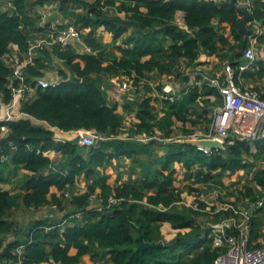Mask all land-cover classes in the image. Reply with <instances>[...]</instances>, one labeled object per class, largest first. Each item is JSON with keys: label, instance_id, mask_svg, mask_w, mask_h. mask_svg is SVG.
Masks as SVG:
<instances>
[{"label": "trees", "instance_id": "16d2710c", "mask_svg": "<svg viewBox=\"0 0 264 264\" xmlns=\"http://www.w3.org/2000/svg\"><path fill=\"white\" fill-rule=\"evenodd\" d=\"M251 2L253 20L263 27L257 43L264 45V0ZM47 4H54L52 11L60 16L55 19L51 12L41 26L39 10ZM178 12L184 13V26L177 21ZM240 20L241 14L229 0H0V109L13 99V68L5 54L15 48L21 54L28 51L29 40L48 35L53 22L60 21L59 27L68 22L85 31L84 40L95 51L82 53L55 44L40 50L35 63L25 68V81L34 86L40 77L61 81L38 86L33 94L21 98L20 110L27 117L1 122L7 125L8 134L24 140L11 143L0 136V183L10 175L24 173L16 192L0 187V262L16 264L20 248L23 264H80L85 255L97 264H214L222 249L213 246L210 230L198 222L201 213L175 206L180 199L174 186L175 162L184 163L188 178L199 164L196 182L222 184L228 170L250 171L264 158L253 154L250 143L235 135L229 136L232 143H227L225 150L212 151L222 153L209 159L192 144L177 140L162 143L156 138L174 139L178 128L186 136L198 129L208 133L212 108L222 103V95L204 82L188 85L180 97L171 99L153 96L155 90L149 83L142 87L137 83L166 75L181 85L188 84L191 76L186 69L193 71L205 64L202 56L212 55L218 57L219 67L230 62L240 73L239 65L251 43L250 36L239 33ZM100 27L112 34L110 43L100 38ZM54 58L62 60L64 67L49 76L46 73ZM218 68L209 74L214 75ZM133 75L137 102L132 103L134 107L124 103L122 113L120 104L110 100L108 85L111 79L120 81ZM241 77L254 82L260 91L264 59L256 60ZM161 91L159 85L156 92ZM133 110L137 121L122 137L124 113ZM29 116L63 131L96 129L107 138L92 146L58 140L52 129L35 124ZM157 143L165 144L167 151L154 158L152 145ZM258 144L264 149V142ZM48 151L60 156L51 158ZM142 154L149 156L148 162L140 159ZM248 155H253L255 162L245 160ZM128 159L133 169L136 163L143 165L135 177L125 176ZM110 165L118 168L113 184L105 172ZM82 178L87 186L80 193ZM253 180L264 187L263 168ZM248 194L253 201L259 197L252 188ZM66 196L72 205L69 212L37 218L25 226L24 236L10 220L19 207L64 210ZM110 197L117 202L109 206ZM78 212L81 218L71 216ZM166 223L178 230L172 239L162 232ZM11 232L16 233L13 240L7 238ZM263 244L264 206L252 217L249 246ZM71 249L76 253L71 254Z\"/></svg>", "mask_w": 264, "mask_h": 264}, {"label": "built area", "instance_id": "2783aa9c", "mask_svg": "<svg viewBox=\"0 0 264 264\" xmlns=\"http://www.w3.org/2000/svg\"><path fill=\"white\" fill-rule=\"evenodd\" d=\"M237 4L245 6L252 12L253 5L251 0H237ZM53 5L47 4L43 9L39 10L41 14V26L45 23V18L51 13ZM59 23L60 21L53 22L48 35L41 36L36 40L30 39L28 51L21 54L17 53L15 48L5 54L7 62L13 68V73L10 76V88L13 92V99L9 104L2 105L0 109V136L5 137L8 135L7 125L1 124V122L13 121L28 116L20 110V101L23 96L27 93L33 94L38 86L58 85L61 81L58 78L51 80L47 77H40L36 79V86L25 81V68L35 63L40 50L51 48L53 45L58 44L61 48L71 47L82 53L95 52L84 40L83 34L85 31L68 22L65 26L59 27ZM252 23H254L253 26H251ZM179 24L183 25L184 21ZM249 24L254 28V34L250 35L251 43L245 49V61L239 65L240 73L236 72V69L230 62H224L223 67L220 70H216L214 75L209 74L208 71L200 66L196 67L193 71L187 68L186 72L190 74L191 80L185 85H181L173 76L166 75L161 78L154 76L148 81L141 79L137 83L140 87L149 83L153 90H155L153 96L170 97L171 99L180 97L190 84L200 85L206 82L209 86L219 89L222 95V103L212 108L211 129L208 133L197 131L190 136L182 134L174 139L166 140L171 141L189 137L218 138L223 142L226 149V144L232 143V141H228L229 136L235 135L239 139L247 140L250 143L253 154L261 152L264 156V149L258 147L259 142H264L262 141L264 140V98L262 97V93L255 89L252 83L245 82L241 77V73L253 66L258 59L256 37L263 31L261 24L254 21L253 18ZM111 81L116 84L122 93H135L136 82L134 75L132 77L123 76L120 81H116V79H111ZM159 85L162 87V91L156 92ZM209 97L212 100L215 99L212 95H209ZM200 103L203 104L201 100ZM121 104L124 105V103ZM134 112L136 113V111ZM31 119L32 121L37 120L33 117ZM132 119V123L137 121L135 115ZM45 126L54 131L55 139L63 140L79 135V143L86 146L97 145L107 138L96 129L63 131L58 127L50 126L46 122ZM142 139L147 140V138ZM156 139L163 141L160 138ZM198 149L205 153L220 150H211L203 147H198ZM46 154L49 155L48 152ZM245 160L255 162L253 155L245 156ZM199 168L200 165L196 164L190 170L191 177L188 178V171L184 163L175 162L174 186L175 191L180 193V199L175 202V206L190 207L201 213L198 222L200 221L202 227L210 230L208 237L212 239L213 246L222 249L215 258L214 264H264V244L258 247L249 246L252 217L256 209L264 206V187L253 180L256 171L260 168L264 169V159L259 160L255 164V168L250 171L245 168L236 171L228 170L222 177V184H216L212 180L196 182V173ZM80 184L81 179L78 186ZM251 188L259 195L255 201L248 194ZM80 191L81 188L77 190V192ZM109 202V206L113 205L117 202V199L110 197ZM90 206L93 207L94 204ZM98 208L102 209L101 206ZM223 211L227 213H222ZM71 216L81 218L82 215L78 212ZM18 253L19 260L16 264H23L20 248ZM52 264L61 263L53 262ZM92 264L97 263L92 262Z\"/></svg>", "mask_w": 264, "mask_h": 264}, {"label": "rangeland", "instance_id": "374dc122", "mask_svg": "<svg viewBox=\"0 0 264 264\" xmlns=\"http://www.w3.org/2000/svg\"><path fill=\"white\" fill-rule=\"evenodd\" d=\"M51 12H52V14L54 16L53 18H55V19H56L57 15L60 16L59 12H58L57 15L55 14V10H53ZM180 18H182V17L180 16ZM52 20H54V19H52ZM57 22H59V21H57ZM99 33H101L100 38L101 39L103 38V40H104L105 31L102 29V27L99 28ZM120 42H121V40H120ZM261 47L262 46L258 45L256 48H257V50H259V49H261ZM61 67H64V62L62 60H58V59L54 58L53 62L51 63L52 70L57 72L59 69H61ZM177 82H175V83L177 84ZM111 83L112 84L108 85L109 86L108 87L109 88V97H110L111 101H117L120 104L118 110L120 112H122V113L124 112V108H123L124 105L121 104V103H126V104H129L132 107H134L135 102H137L136 94L135 93H132V94L122 93L114 82L111 81ZM103 88L104 89H108L105 86H103ZM132 103H134V104H132ZM134 111L135 110H133L131 112H128V113H124V116H125L124 125L125 126H124L123 131H125V132H126V129L129 126H131V124L133 122L132 117H134V115L136 116V113ZM189 125L187 127H190ZM181 126H182V124L179 122L178 123V127H181ZM198 130H196V131H198ZM178 133H179L178 135H182L183 134V132L181 131L180 128H178ZM61 135L65 136L64 134H61ZM122 136L123 137L126 136V133L122 134ZM70 138H73V136L69 137V139ZM168 141L169 140H165V141H161V142L164 143V142H168ZM152 148L154 150V158L158 157L159 155H163L167 151L165 144H159V143L153 144ZM49 152L50 151H48V153ZM219 153H222V152H212L211 154L210 153H206L207 154L206 156L209 159L211 156L217 155ZM56 156H59V154H56ZM148 158H149L148 155L142 154L140 156V159L141 160H145L146 162H148ZM129 161L130 160L128 159L127 166L128 165L129 166L128 167L126 166V170L124 171L125 174H126L125 176L129 177L130 175H132L133 177H135L137 174H139V172H141V169H142L143 165L141 163H140V165L138 163H136L135 168L133 169V166H131L132 165L131 161L130 162ZM105 172L110 175V177L108 178V182L113 184V182L116 179L117 173H118V168H116V167L112 168V167L108 166L107 168H105ZM23 173H24L23 171L18 172V174L15 176V177H17V180L15 181V183L17 182V184H16V186L14 188H18L19 187V185H20L19 181H20V178H22ZM5 182H7V181H5ZM86 186H87L86 179L82 178L81 179V184L78 186L79 188H81L80 192L84 191L82 189H86ZM51 191L52 192H56V188L52 187ZM62 201H63L62 203H63V205L65 207L64 210L60 209L59 207H56L55 209H49L48 206L45 207V208L41 207L39 209H27V208H24V207H19L17 210L15 209L11 213L10 220L13 221L15 223V225L20 228L18 230H19V232L22 233V236H24V228H25V226L30 224L31 222H33L37 218H45V217H48V216H50V217H53V216L59 217L62 214H65V213L69 212L71 210V208H72V205L70 203V198L66 196V198H63ZM161 229H162V232L165 234L166 239H172L176 235V233L178 232V230L173 229L170 226V224H168V223L164 224ZM15 236H16V233H12L11 232L8 235L7 238L13 240L15 238ZM0 264H5V263L4 262H0ZM43 264H45V263H43ZM91 264H92V261H91Z\"/></svg>", "mask_w": 264, "mask_h": 264}, {"label": "water", "instance_id": "95a60500", "mask_svg": "<svg viewBox=\"0 0 264 264\" xmlns=\"http://www.w3.org/2000/svg\"><path fill=\"white\" fill-rule=\"evenodd\" d=\"M230 5L236 9L241 14V20L238 24L239 33L243 36H250L254 34V28L249 27V23L252 20V12H250L245 6L238 5L237 0H229ZM23 137H16L11 134H8L4 137V141L11 142V143H17L23 141ZM67 140L73 142V143H79L80 142V136H75L73 138H68ZM177 141H181L184 143H189L197 147H203L207 149H220L225 150V145L223 142L218 138H196V137H189V138H181Z\"/></svg>", "mask_w": 264, "mask_h": 264}, {"label": "crops", "instance_id": "0c3cea01", "mask_svg": "<svg viewBox=\"0 0 264 264\" xmlns=\"http://www.w3.org/2000/svg\"><path fill=\"white\" fill-rule=\"evenodd\" d=\"M180 16L182 18H180ZM177 21L179 23H182L184 21V13L183 12H178L177 13ZM249 27H251L250 24H249ZM99 34L101 35V33H99ZM102 40H103V38H102ZM111 40H112V34L105 31V37H104V40L103 41L104 42H107V43H110ZM256 44H257V41H256ZM258 45L259 46H262V47H261V49L257 50V52H258V59L257 60L264 59V45L263 44L262 45L257 44L256 47ZM201 60H206L205 64L199 65L200 67H203L204 70H206V71H213V70L216 69V67L218 68V66H219L218 65L219 59L215 55H212V56H209V57L202 56ZM222 67H223V65H221L220 68H218V69H221ZM251 67H253V66H251ZM55 73L56 72L54 70H52V68H51L49 70V72H47L46 74L49 75V76H53ZM260 80H261V82L259 83L261 85L260 92L263 93L264 92V77L262 79H260ZM249 83H252L255 86V83L254 82H249ZM33 122L35 124H42V125L45 126V122H43V121L36 120V121H33ZM259 143H262V142H259ZM258 147H259V144H258ZM48 154H49V156L51 158H54V157L57 158L58 157V156H56V154H58V153H56L54 151H50ZM258 155H260L261 157H264L261 152ZM114 163H116V160H114ZM110 167L114 168V166H112V165H110ZM8 177H9V180L7 182H1L0 183V187L3 188V189L11 190V192L14 193V192L17 191V188H14L16 186V184H17V182L15 183V181L17 180V177H14L12 175H10ZM70 253L71 254H74V253H76V250L75 249H71L70 250ZM80 264H91V258H90V256L89 255H85L83 257V260H82V262Z\"/></svg>", "mask_w": 264, "mask_h": 264}]
</instances>
